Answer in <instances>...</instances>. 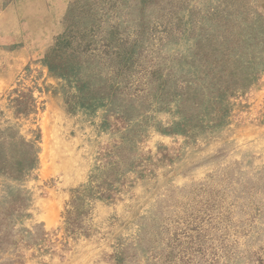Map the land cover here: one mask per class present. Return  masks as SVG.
<instances>
[{
  "label": "rangeland",
  "instance_id": "obj_1",
  "mask_svg": "<svg viewBox=\"0 0 264 264\" xmlns=\"http://www.w3.org/2000/svg\"><path fill=\"white\" fill-rule=\"evenodd\" d=\"M60 2L0 89V264H264V0Z\"/></svg>",
  "mask_w": 264,
  "mask_h": 264
},
{
  "label": "crops",
  "instance_id": "obj_2",
  "mask_svg": "<svg viewBox=\"0 0 264 264\" xmlns=\"http://www.w3.org/2000/svg\"><path fill=\"white\" fill-rule=\"evenodd\" d=\"M47 4L49 0H0V55L4 56L3 61H0V89L11 83L29 61L30 54L38 53L51 35L60 31V16L46 10ZM60 4L64 5V0H61ZM57 109L60 126L64 124V127L66 125L69 128L75 127L77 120H72L74 123L71 124L67 122L68 112L65 106L60 104ZM47 115V131H49L53 128L50 102L47 106ZM93 124L96 129L97 123ZM78 125L81 128L85 123L81 121ZM72 163V160H65L60 166L56 163H48L45 170H39L37 178L54 176L57 171L63 173L70 171V175L61 177L63 180L61 184L62 187H71L85 179V173H73Z\"/></svg>",
  "mask_w": 264,
  "mask_h": 264
},
{
  "label": "trees",
  "instance_id": "obj_3",
  "mask_svg": "<svg viewBox=\"0 0 264 264\" xmlns=\"http://www.w3.org/2000/svg\"><path fill=\"white\" fill-rule=\"evenodd\" d=\"M51 68H52V66H51ZM32 163H33V162H32ZM32 163H30V166H31ZM26 167H27V166H26Z\"/></svg>",
  "mask_w": 264,
  "mask_h": 264
}]
</instances>
